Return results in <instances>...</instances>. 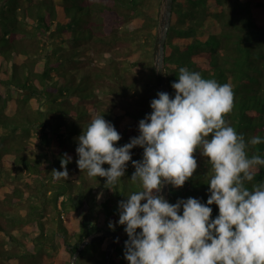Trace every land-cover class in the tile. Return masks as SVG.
Here are the masks:
<instances>
[{"label":"trees","instance_id":"1","mask_svg":"<svg viewBox=\"0 0 264 264\" xmlns=\"http://www.w3.org/2000/svg\"><path fill=\"white\" fill-rule=\"evenodd\" d=\"M160 4L0 0V204L30 201L24 216L0 210L5 234L0 237V264H71L82 240L113 230L110 222L118 242L108 264H129L118 202L139 190V182L130 180L135 168L129 161L118 184L105 187L106 178L90 177L78 168L77 138L98 115L121 134L117 147L139 135V121L158 98L157 86L143 78L155 71L152 52ZM165 67L172 97L180 67L231 84L234 108L225 119L246 142L254 136L264 139V0H173ZM33 135L37 145L30 141ZM248 152L264 158V143L249 145ZM131 153L132 160H142L143 148ZM65 154L72 158L69 178L57 179L52 171L63 170ZM194 155L198 168L183 187L169 185L170 203L192 197L206 204L213 172L199 150ZM11 166L29 171L30 179H39L43 167L47 181L28 182L20 190L6 178ZM254 171L249 188L264 183V166ZM46 206L47 214L39 211ZM210 207L214 219L218 206ZM110 241L105 236L86 244L74 264H105Z\"/></svg>","mask_w":264,"mask_h":264},{"label":"clouds","instance_id":"2","mask_svg":"<svg viewBox=\"0 0 264 264\" xmlns=\"http://www.w3.org/2000/svg\"><path fill=\"white\" fill-rule=\"evenodd\" d=\"M171 86L174 97L158 92L152 112L139 121V135L123 146H116L121 134L104 115L95 116L77 138L78 168L106 178L105 187L118 184L129 161L135 168L130 180L139 182V190L118 202V224L128 236L125 259L129 264H264V183L247 187L257 166H264L260 155H249V145L264 139L246 142L225 119L234 108L231 84L180 67ZM137 146L143 148L138 161L131 153ZM197 150L213 172L206 204L192 197L168 202L163 187L181 188L194 176ZM71 159L61 158L63 170L54 169L55 178H69ZM213 204L218 206L214 219ZM109 228L115 225L110 222Z\"/></svg>","mask_w":264,"mask_h":264},{"label":"water","instance_id":"3","mask_svg":"<svg viewBox=\"0 0 264 264\" xmlns=\"http://www.w3.org/2000/svg\"><path fill=\"white\" fill-rule=\"evenodd\" d=\"M172 7H173V0H161L159 17H158V27L154 39L153 52H152L153 63L156 72L157 92H167L169 93V95H170L169 78L166 74V67H165V46L168 35V29L170 26ZM161 195L163 196L164 199L170 202L169 185L166 184L163 187L161 191ZM105 236L111 237V241L107 244L105 251V264H108L109 257L112 251L115 249L118 242L117 233L113 230H105L101 233L95 234L93 236H89L84 240H82L75 254L72 257L71 264H74L76 256L86 244L92 241H98Z\"/></svg>","mask_w":264,"mask_h":264},{"label":"rangeland","instance_id":"4","mask_svg":"<svg viewBox=\"0 0 264 264\" xmlns=\"http://www.w3.org/2000/svg\"><path fill=\"white\" fill-rule=\"evenodd\" d=\"M155 8L157 9L158 6L154 7V9ZM158 10L160 11V7H159ZM156 32H155V34H156ZM143 79L147 80L148 82H151V83H153V84H155L157 86V84H156V72L155 71L145 73ZM28 107H30V106L28 105ZM30 141H31V143L33 145H37L38 142H39V139L36 138L35 135H33V136L30 137ZM31 154L34 156V154H36V153L35 152H31ZM29 173H30L29 171H27L25 169H21L20 167H17V166H13L12 167L11 166L10 168H8V172L5 173V175H6V178L8 180H10L14 185H16L20 190L21 189H26L27 188L26 183L28 184V182H33L34 181V183H35V181H38L39 179H43L44 181H47V178H46L47 169H43V167H42V175H40L39 179H38V177L34 178V179H30L29 176H28ZM30 185L31 184H29V186ZM46 193H47V191H46ZM42 197L43 196H41V198ZM44 197L46 198V196H44ZM36 200H38V198ZM18 201L21 202V203L18 204V205H17V203H15L14 204L15 206H12V207L11 206L2 207L1 204H0V208H1L0 210L4 211V212L8 211L7 212L8 214H11V213L12 214H14V213L16 214L17 213L18 215L24 216V213L28 209V204H29L30 201L24 202L25 201L24 198H22V200L20 199ZM31 202H35V200H32ZM7 207H9V208H7ZM7 209H9V210H7ZM38 209H39V211L43 212L44 214H47V206L45 208L40 207ZM0 218H1V216H0ZM4 236H5V234L0 231V237H4Z\"/></svg>","mask_w":264,"mask_h":264}]
</instances>
